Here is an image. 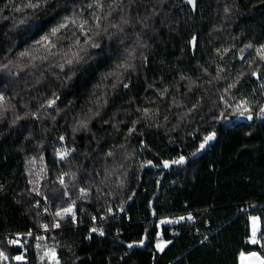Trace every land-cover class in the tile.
I'll use <instances>...</instances> for the list:
<instances>
[{
    "label": "trees",
    "instance_id": "trees-1",
    "mask_svg": "<svg viewBox=\"0 0 264 264\" xmlns=\"http://www.w3.org/2000/svg\"><path fill=\"white\" fill-rule=\"evenodd\" d=\"M182 1L123 0L111 10L106 0L108 32L96 37L102 50L90 49L94 58L76 65L73 75L68 66L61 71L58 57L36 67L19 57L39 38L33 25L43 12H16L26 0H0V92L9 101L0 116V252L8 257L0 264H51L40 258L48 248L59 264H240L244 253L264 258V115L258 114L264 61L256 53L264 45V0H197L195 12ZM84 3L59 0L58 11ZM53 15L42 31L59 19ZM126 48L135 49L134 67L121 70L119 80L104 79ZM230 83L236 87L225 92ZM53 93L60 98L47 108ZM221 97L233 106L240 98L252 101V119H238ZM82 119L86 128L78 125ZM212 132L215 138L197 151ZM63 149L75 151L61 161L57 151ZM180 156L183 164L163 167ZM73 202L76 223L55 215ZM118 206L122 212L109 219V209ZM190 212L192 221L159 230L156 218ZM103 214L107 221L92 232V217L101 221ZM53 221L60 229L43 230ZM160 241L171 243L160 251Z\"/></svg>",
    "mask_w": 264,
    "mask_h": 264
},
{
    "label": "snow or ice",
    "instance_id": "snow-or-ice-1",
    "mask_svg": "<svg viewBox=\"0 0 264 264\" xmlns=\"http://www.w3.org/2000/svg\"><path fill=\"white\" fill-rule=\"evenodd\" d=\"M131 2V0H130ZM105 3L106 0H87V3L83 4V7L76 5L71 10L67 9V6L65 5L64 11L66 14L60 15V12L58 9L60 8L59 0H26V2L22 3L20 7H16V12H23L25 10L30 9L32 13L35 15L37 13L43 12V17H40L38 19V22H36L33 25V28L36 32H41L38 39H35L32 41L29 48L25 49L24 51L20 52L18 55L20 58H27L29 60V63L32 67H36V62H45L49 61L50 59L59 58L57 61L58 66L60 67L61 71L65 69L66 66H68L69 71H73V75H75V71L73 70L76 65H80L82 63H88L89 60L93 59L94 56L92 53H90V49H101L102 45L101 42H99L96 37L101 36L103 33L108 32V28L104 27L102 24V21L107 20L108 17L111 15V10H114L115 7H120V5L123 3V0H112V4L109 5L110 11L107 13L105 12ZM188 3L195 4V0H188ZM55 5L54 8H49V5ZM228 11V8H225V12ZM55 12V15L51 16V19H56V16H59V19L56 20L55 24L50 25L47 30H43L44 25L48 22L45 17H48L50 13ZM87 13V16L85 15ZM24 20H21L20 23H24ZM122 24H127L128 20L125 18H122L121 20ZM112 28H115L118 30V32H123V28L118 24H110L109 25ZM32 30V29H30ZM115 35V33L113 34ZM112 36L109 35L108 39L111 40ZM125 37H121L120 43L124 42ZM191 44L193 47H195L196 44V38L193 37ZM246 47H252L251 45H247ZM126 56H124L119 63L115 64L113 70L109 71L105 76L104 79H107L109 77H116L118 80L122 77L123 70L124 72L128 71V69L133 68L134 65L130 63L131 60L135 59V49H125ZM228 51L227 49L225 50ZM243 51V49L241 50ZM257 57L259 60L264 61V45H261L260 48L256 49ZM241 59L243 60V56H241ZM59 61H63L62 63ZM11 63V61H9ZM4 69H7L9 67V64L2 65ZM219 71H223V69H219ZM243 74V73H241ZM240 75V74H238ZM252 76L257 77L258 76L257 71L251 72ZM183 78V77H182ZM219 75L215 77L216 80L221 79ZM71 79V77H69ZM238 82V81H237ZM116 85L113 84V87ZM128 84L124 83L123 87L128 88ZM95 87L99 88L101 87L100 84H97ZM236 83H230L228 85V88L225 89V92H228L230 89L235 88ZM259 87L261 89H264V81H261ZM165 91H167L165 89ZM264 95V93H261ZM95 95V93H93ZM53 99H49L46 103L47 108H53L56 105V101L59 100V96L55 93H53ZM99 97H97V102L99 101ZM221 100L224 101L226 106L233 107V111L238 113L239 115L243 116L245 113H249L247 118L249 120L252 119V115L250 114L252 111V101L245 98H240L237 103L233 105H229L228 101L224 99V97H221ZM105 104L107 101L105 100ZM9 107V101L8 98L4 96L2 92H0V116L3 115L5 111L8 110ZM44 107V105H42ZM89 112H92V109H88ZM138 111H140L138 109ZM145 116L148 115L149 110L144 109L143 110ZM261 115H264V105H261L259 107V113ZM100 112L96 111L93 113V116H99ZM221 116H223V113H221ZM87 119V117H86ZM138 121H133V125H135ZM78 125L80 128H86L87 123L85 119L79 120ZM77 128H73V132L77 131ZM135 131V127L129 129V133H132ZM215 138V133H209L208 135L204 136L203 142L199 145V148L197 151L202 150L205 148V146L208 144L209 141L213 140ZM61 141L64 140V137H59ZM71 151H75V149H63L57 151V156L59 160L63 161L66 160L67 157L71 154ZM108 156H112L113 154L109 152L107 154ZM195 155V153H193ZM185 162V157L180 156L178 159L172 160L171 162L165 160L163 161V167L169 168L172 164H183ZM148 164H152V161H148ZM64 175H67L65 173ZM31 183V181H30ZM59 183L61 185L64 184V178L63 175L59 178ZM33 191L36 192V194L39 196L41 195L40 191L36 188L33 189ZM82 194H84L85 190H80ZM62 195H67V193H62ZM47 199V197H45ZM39 205V201H37V206ZM111 211V209H109ZM55 215L57 217H60L61 220H63L65 217H71L73 221L76 219V208L75 203L73 202L69 207H64L58 210ZM96 218L93 217V220ZM181 220L185 219L184 217L180 218ZM187 219L191 220L192 217L189 216ZM253 222V228H252V236H251V243L256 244L258 243L256 239V217H252ZM171 221L164 220L161 221V223H170ZM43 229L45 231L48 230V225H42ZM52 227L59 228V223H54ZM92 232H97L98 230L96 228L91 229ZM26 235L31 236L32 233L29 232ZM100 235H103V232L100 231ZM36 240H42L43 237L36 236ZM9 243L12 244H19L21 247L23 245L20 243L19 240H11ZM139 243L142 245L144 243L143 240L139 241ZM171 243V241L167 242H161L156 245L158 250L163 251L164 248L167 246V244ZM132 244H129L128 247H132ZM37 248H47L46 245H36ZM243 255V254H242ZM252 257H255L258 264H264V258L258 256L256 253H250L249 254ZM45 257H47L49 260L54 261L55 264H59V261L56 258V253L54 249L48 248L47 251L44 252V254L40 257L41 260H43ZM0 259L7 260L8 257L4 255L3 252H0ZM13 259L20 261L23 260L24 257L16 256Z\"/></svg>",
    "mask_w": 264,
    "mask_h": 264
},
{
    "label": "built area",
    "instance_id": "built-area-1",
    "mask_svg": "<svg viewBox=\"0 0 264 264\" xmlns=\"http://www.w3.org/2000/svg\"><path fill=\"white\" fill-rule=\"evenodd\" d=\"M62 175H60V177H61ZM41 200L42 201H44L46 204H48V202H47V200L44 198V197H41ZM122 212V206H118V207H116V208H111V211H108V217H109V219L110 218H112V217H115L116 215H119L120 213ZM189 216H191L192 217V219L191 220H189V219H187V217H189ZM94 217V216H93ZM93 217H92V220H91V222L93 223V224H91L90 226H91V228L93 229V228H99L104 222H106L107 221V217H105V215L103 214L101 217H100V219H101V221L100 220H98L96 217V219L95 220H93ZM181 217H184L185 219H183V220H181L180 218ZM193 217H194V213L193 212H190V213H187V214H179V215H165V216H162V217H159V218H156V222H157V226H158V228H159V230H161L162 229V227H166V226H168V225H173V224H178V223H183V222H185V221H192L193 220ZM164 220H168V221H171L170 223H161V221H164ZM75 223L77 222V217H76V219H75V221H74ZM54 223H59L58 221H53V223H52V225L54 224ZM47 225V224H46ZM52 225L51 226H49L48 227V229L49 228H51V229H60V227L59 228H55V227H52ZM44 230V229H43ZM160 236H158V238H159ZM243 259V257H242V255L240 256V264H242V260ZM108 264H112V263H108Z\"/></svg>",
    "mask_w": 264,
    "mask_h": 264
},
{
    "label": "rangeland",
    "instance_id": "rangeland-1",
    "mask_svg": "<svg viewBox=\"0 0 264 264\" xmlns=\"http://www.w3.org/2000/svg\"><path fill=\"white\" fill-rule=\"evenodd\" d=\"M247 116L248 115H243V116H241V115H237L236 117H238V119H242V118H246V119H248L247 118ZM68 198H70V196H69V194L67 193V195H66ZM161 242H165V241H160L159 243H161ZM168 245V244H167ZM167 247V246H166ZM165 247V248H166ZM164 248V249H165ZM243 261H242V264H258V262L256 261V259H255V257H252V256H250L249 255V258H245V257H243V259H242ZM50 262H51V264H54V262H52L51 260H50Z\"/></svg>",
    "mask_w": 264,
    "mask_h": 264
},
{
    "label": "water",
    "instance_id": "water-1",
    "mask_svg": "<svg viewBox=\"0 0 264 264\" xmlns=\"http://www.w3.org/2000/svg\"><path fill=\"white\" fill-rule=\"evenodd\" d=\"M182 4H183V5H188V6H190L194 12L196 11L197 0H195V4H194V5L188 3V0H183V1H182Z\"/></svg>",
    "mask_w": 264,
    "mask_h": 264
},
{
    "label": "crops",
    "instance_id": "crops-1",
    "mask_svg": "<svg viewBox=\"0 0 264 264\" xmlns=\"http://www.w3.org/2000/svg\"><path fill=\"white\" fill-rule=\"evenodd\" d=\"M249 254H250V253H248V254H245V253H244V254L242 255V257L249 258Z\"/></svg>",
    "mask_w": 264,
    "mask_h": 264
}]
</instances>
